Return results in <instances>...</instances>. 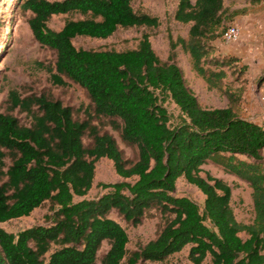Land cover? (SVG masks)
<instances>
[{"label": "trees", "instance_id": "1", "mask_svg": "<svg viewBox=\"0 0 264 264\" xmlns=\"http://www.w3.org/2000/svg\"><path fill=\"white\" fill-rule=\"evenodd\" d=\"M133 1L23 0L35 40L55 54L47 70L52 83L80 86L95 116L110 119L135 158L126 157L90 114L80 120L73 107L49 94L22 97L12 91L10 112H0V223L28 217L48 201L54 215L49 225L17 234L0 227V264H97L105 242L109 250L102 264L165 262L186 247L193 264H264V126L243 116L244 90L226 87L225 68L234 60H213L208 44L224 36L235 14L225 0H179L175 20L190 29L187 38L171 41L168 61L160 59L147 34L127 51L74 45L79 37L108 39L120 28H157L159 19L138 14ZM57 15L80 18L68 19L57 31L48 25ZM178 46L208 89L224 93L228 106H201L175 61ZM170 103L179 111L176 118ZM17 109L30 124L11 113ZM103 158L114 163L122 181L102 184L109 191L87 199ZM209 163L250 186L251 223L237 220L231 188L204 172ZM181 178L201 191L203 207L176 195ZM152 210L162 217L159 232L130 251L127 230L111 214L139 226Z\"/></svg>", "mask_w": 264, "mask_h": 264}, {"label": "rangeland", "instance_id": "2", "mask_svg": "<svg viewBox=\"0 0 264 264\" xmlns=\"http://www.w3.org/2000/svg\"><path fill=\"white\" fill-rule=\"evenodd\" d=\"M57 1V0H50ZM23 0H0V112H10L9 95L12 91L26 97L32 94L46 93L74 108L75 116L80 119L88 118L101 131L109 132L117 140L119 147L126 157L135 158V151L125 145L118 131L110 125L108 118H98L94 114L93 105L86 92L75 83L65 80L66 85H55L51 81L48 67L55 63V54L47 47L40 45L34 38L29 27L30 12L21 9ZM179 0H134L133 7L138 14H148L159 19L157 28L134 27L120 28L108 39H91L79 37L73 43L77 48L87 50H116L127 51L136 49L145 34L149 35L151 44L157 55L163 61H168L171 54V41L187 38L190 25L175 20ZM229 13L234 12L233 19L226 26H236L240 29L237 41L227 42L221 34L208 44L211 46L213 60H231L232 65L226 67L229 77L226 87L234 91L244 90L241 102L243 116L264 126V0H225ZM78 19L80 16H53L48 25L53 30H60L68 19ZM176 63L183 71L187 84L198 98L202 107L207 109L224 108L228 99L223 92L209 90L204 80L192 69L190 55L181 46L175 50ZM170 112L176 118L179 115L177 107L170 103ZM22 124H30L31 119L19 109L11 112ZM85 143L91 140L86 137ZM9 164L10 161L7 160ZM205 173L226 182L232 191L231 206L239 222L251 223L254 219L252 189L240 179L226 174L211 163L203 166ZM205 175V174H204ZM122 181L116 174L114 163L106 158L96 163V174L92 190L85 197L96 199L108 192L102 184H114ZM177 196H186L195 201L200 207L204 206L205 197L195 186L184 178L177 182ZM84 198H77L80 201ZM54 215L51 202H46L34 210L30 216L0 223V227L9 233L17 234L22 230L49 225L48 218ZM111 217L127 230L130 251L153 240L159 232L163 221L159 212L152 210L139 226L126 224L116 212ZM246 238L245 235H242ZM109 250L104 243L98 254L97 264ZM189 247L171 256L165 262H146L140 264H193L188 259Z\"/></svg>", "mask_w": 264, "mask_h": 264}, {"label": "built area", "instance_id": "3", "mask_svg": "<svg viewBox=\"0 0 264 264\" xmlns=\"http://www.w3.org/2000/svg\"><path fill=\"white\" fill-rule=\"evenodd\" d=\"M240 37V29L236 26H229L225 31L223 38L227 42L237 41Z\"/></svg>", "mask_w": 264, "mask_h": 264}, {"label": "crops", "instance_id": "4", "mask_svg": "<svg viewBox=\"0 0 264 264\" xmlns=\"http://www.w3.org/2000/svg\"><path fill=\"white\" fill-rule=\"evenodd\" d=\"M193 2H195V0H192ZM256 123V122H255ZM258 124V123H257ZM260 125V124H259ZM190 249V248H189Z\"/></svg>", "mask_w": 264, "mask_h": 264}]
</instances>
